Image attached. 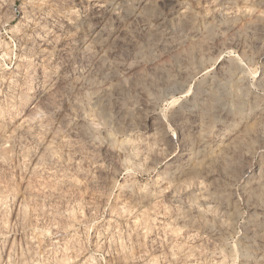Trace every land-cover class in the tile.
I'll list each match as a JSON object with an SVG mask.
<instances>
[{
  "label": "rangeland",
  "instance_id": "374dc122",
  "mask_svg": "<svg viewBox=\"0 0 264 264\" xmlns=\"http://www.w3.org/2000/svg\"><path fill=\"white\" fill-rule=\"evenodd\" d=\"M0 264H264V0H0Z\"/></svg>",
  "mask_w": 264,
  "mask_h": 264
}]
</instances>
